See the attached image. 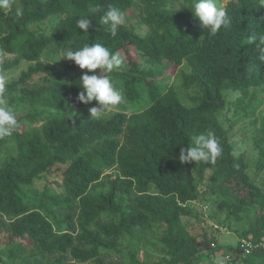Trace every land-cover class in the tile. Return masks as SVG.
<instances>
[{"label": "trees", "instance_id": "1", "mask_svg": "<svg viewBox=\"0 0 264 264\" xmlns=\"http://www.w3.org/2000/svg\"><path fill=\"white\" fill-rule=\"evenodd\" d=\"M140 3L141 29L124 22L115 37L100 18L112 6L128 20L132 0H12V12L0 9V55L17 57L5 69L28 64L0 94V106L10 107L18 122L11 136L0 138V153L14 146L0 165V262L152 264L141 260L136 247H124L129 236L157 239L167 264H199L207 246L215 255L231 254V264H264V249L250 257L237 253V245L225 250L210 231L199 235L184 222L210 190L219 207L239 221L240 214L262 208L239 239L258 243L264 238V189L248 173L246 156L238 154L220 119L228 105L225 93L239 92L234 105L252 119L254 167L263 173L264 115L255 118L261 104L245 101L257 98L253 89L264 96V63L259 49L248 43L250 36L264 34V0H228L224 8L232 23L216 35L184 29L203 28L191 12L193 0ZM90 5H100L101 12L90 14ZM17 9L22 15H15ZM52 16L59 20L51 33L31 30ZM85 16L91 19L88 36L76 26ZM93 43L124 53L128 69L123 65L107 75L136 111L115 110L101 119L90 118L89 110L77 118L53 116L52 110L68 104L86 109L97 104L77 100L86 70L64 58L63 77L43 55L51 47L64 56L66 49ZM138 58L166 64V74L185 68L183 86L192 106L184 105L173 87L147 81L144 76L155 74L141 70ZM209 129L222 155L214 164H181V147ZM46 176L61 178L62 194L46 189L36 196L35 184ZM112 254L117 257L109 258Z\"/></svg>", "mask_w": 264, "mask_h": 264}, {"label": "rangeland", "instance_id": "2", "mask_svg": "<svg viewBox=\"0 0 264 264\" xmlns=\"http://www.w3.org/2000/svg\"><path fill=\"white\" fill-rule=\"evenodd\" d=\"M132 1L133 9L131 13L128 14V20L125 21V24L127 26L131 25L135 29L139 30L141 29V3L140 0ZM227 1L228 0H217V4L218 6L224 8ZM58 20L59 16H52L49 20L31 25L30 28L37 35L49 34ZM184 29H194L198 30L199 32L204 30V28L201 27L191 26H188ZM143 31L144 30L139 31V33ZM172 33L176 34L177 32L172 31ZM122 54L123 55L121 57L123 58L124 53ZM16 58V56L11 55H0V77L4 78V87L13 80H17L21 72L24 71L28 66L27 63L22 62L17 67L5 69V65ZM43 60L48 62L57 74L66 77V61L62 54L54 51L53 47L49 48V53H45L43 55ZM138 63L141 66V70H151L155 74L150 77L144 76L147 81H153L155 84L164 86L165 88L173 87L176 91H178L182 103L188 107L192 106V103L189 100V93L183 86V77L181 71L185 70V68H182L180 71L176 70L172 74H166L167 70L169 69L166 68V64H150L140 58H138ZM124 67L127 68L126 65ZM146 84V82L143 83L144 86ZM252 91L258 93L257 98L253 99L252 101L246 100L245 102H251L254 105H257L258 103L261 104V107L256 110L254 116L258 119L264 115V96L260 94V90L258 89H253ZM225 94L228 98V105L224 112L220 114L221 122L228 130L229 137L238 154L246 156V161L248 163V173L254 179L256 184L264 189V172L259 174L256 172V168L254 167L258 159V154L254 149V133L251 126L252 119L244 118V114L246 113L244 108L236 110L234 102L241 95L239 92L234 93L232 91H228ZM89 109L75 108L72 104H68L62 109L52 110V115L55 117L70 116L72 118H77ZM115 110H125L128 114H132L136 111V109L132 107V105H130L124 98L118 106L107 109L104 115ZM13 147V144H8L4 147L0 153V165L13 154ZM206 176L207 178L210 177L211 171H209ZM60 183V177L46 176L43 180L36 182L33 192L38 198L42 196L46 189L49 190L51 195L62 194L64 190L63 188L59 187ZM218 199L219 197L217 195H213L210 190H207L205 195L195 202L194 216L190 218H184V222L188 225L190 230H195L199 235L204 234L205 231H210L209 236L215 235V238L220 243H222V245L225 247V250H229L231 247L232 249H235L238 239L241 238L242 231L249 228L251 221H253L257 216L261 215L263 213V209L261 208L251 210L247 214H240L242 216V220L239 221L233 215L229 216L226 210L219 207ZM51 207L54 208L53 206ZM214 224L220 227L222 226L221 229L215 230L213 226ZM124 247H127L126 249L136 247L140 251V258L143 262L152 264H167L165 262L166 257L164 250L155 238L143 239L141 237L130 238L127 236L124 238ZM210 248V246H207L203 259L199 264H231L233 256L226 258L227 255L224 254L221 255L224 257H221L220 254L215 255L213 252H211ZM116 257L117 256L115 254L109 256L111 259ZM0 264H19V262H10L4 260L3 262H0Z\"/></svg>", "mask_w": 264, "mask_h": 264}, {"label": "clouds", "instance_id": "3", "mask_svg": "<svg viewBox=\"0 0 264 264\" xmlns=\"http://www.w3.org/2000/svg\"><path fill=\"white\" fill-rule=\"evenodd\" d=\"M0 9L6 13L12 12V0H0ZM101 10L100 5H90L88 12L95 14ZM191 12L209 35H216L222 27L227 28L232 23L226 9L218 6L217 0H193ZM15 15H22V10L17 9ZM124 22L125 13L118 7L110 6L100 18L103 29L113 37L117 35L119 26ZM76 26L83 30L84 36H88L91 19L87 16L81 17L76 22ZM248 43L259 49L258 59L264 63V34L250 36ZM63 58L74 62L81 70H86L79 80V87L83 91L78 94L77 100L86 105L93 101L96 102L97 106L89 109L90 118L101 119L107 109L118 106L122 102V93L115 88L107 75L123 67L124 59L120 54L113 53L100 43H93L91 46L85 44L75 50L66 49ZM97 69L100 70L99 75L95 74ZM3 91L4 78L0 77V94ZM2 104L3 101H0V105ZM17 126L18 122L13 110L10 107L0 106V138L11 136ZM222 151L214 132L209 129L193 135L187 148L181 147L179 162L196 164L203 161L214 164L222 155ZM232 155L236 156L237 153L233 151Z\"/></svg>", "mask_w": 264, "mask_h": 264}, {"label": "built area", "instance_id": "4", "mask_svg": "<svg viewBox=\"0 0 264 264\" xmlns=\"http://www.w3.org/2000/svg\"><path fill=\"white\" fill-rule=\"evenodd\" d=\"M215 230L220 229L219 226L217 225H213ZM237 248L239 252V254L250 257L253 255L254 251L256 249H264V238L258 242L255 243L254 241H252L251 239H239L238 243H237ZM231 254H228L226 256V258H230Z\"/></svg>", "mask_w": 264, "mask_h": 264}]
</instances>
